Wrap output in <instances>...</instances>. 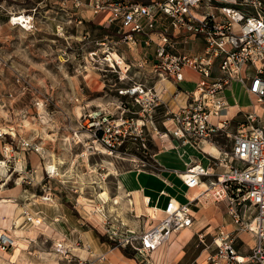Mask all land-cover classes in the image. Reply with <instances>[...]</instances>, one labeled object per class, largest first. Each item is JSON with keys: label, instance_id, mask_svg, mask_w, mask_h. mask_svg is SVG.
I'll list each match as a JSON object with an SVG mask.
<instances>
[{"label": "rangeland", "instance_id": "obj_1", "mask_svg": "<svg viewBox=\"0 0 264 264\" xmlns=\"http://www.w3.org/2000/svg\"><path fill=\"white\" fill-rule=\"evenodd\" d=\"M69 1L0 0V201L5 204H0V233L14 239L11 247H0V264H78L79 257L88 259L75 251L87 250L84 241L66 247V229L72 224L74 230L96 233L103 240L113 238V243L125 246L128 255L134 256L137 237L156 221L132 211L122 178L128 171L160 175L165 167L156 155L158 149L179 151L167 143L172 137H161L173 127L169 112L179 108L167 96L149 112L153 123L148 124L146 152L132 144L127 155L110 153L87 134L85 115L119 104L116 89L131 82L127 77L119 80V66L109 67L105 57L113 52L127 62L136 50L124 43L115 46L107 38L116 34L113 28L99 25L100 16ZM21 14L32 17L27 27L11 23L14 15ZM243 94L237 97L246 106L233 115L235 120L256 103L245 90ZM180 99L185 104L186 98ZM235 120L199 144L215 174L224 169L221 153H231ZM179 161L182 168L195 162ZM49 165L56 167L55 172ZM179 173L173 170V185L181 180ZM207 188L205 182L194 192L204 195L205 204L214 201ZM118 195L120 205L109 210L105 202ZM35 202L50 203L55 210L61 207L65 211L62 223L37 225L35 219L41 217L34 215V223L27 221L23 212L31 211ZM212 241L209 233L206 242L211 245Z\"/></svg>", "mask_w": 264, "mask_h": 264}, {"label": "built area", "instance_id": "obj_2", "mask_svg": "<svg viewBox=\"0 0 264 264\" xmlns=\"http://www.w3.org/2000/svg\"><path fill=\"white\" fill-rule=\"evenodd\" d=\"M69 2L78 9L92 10L94 16H100L99 25L113 28L116 34L107 38L115 46L124 43L136 50L124 70L118 64L122 73L119 80L127 77L131 81L116 89L119 104L85 115L87 134L108 152L127 155L132 144L141 145L146 152L148 124L153 123L149 112L162 105L165 96L179 108L169 112L173 127L161 137L195 147L229 128L241 113L228 116L231 107L226 93L232 83L240 84L254 97L251 110L235 120L230 158H221L224 170L215 174L212 166L195 160L182 180L195 190L208 182L214 201L228 203L237 226L233 231L222 227L212 233L211 245L206 242L208 234H198V247L207 254L200 264H264V0ZM197 43L201 48L192 53ZM187 70L200 76L192 90L182 86ZM182 96L186 98L183 105ZM192 204L176 203L171 198L165 208L149 214L156 223L137 237L138 245L134 246L142 264H154L152 252L167 244L173 234L194 226ZM23 215L34 223L29 210ZM245 235L253 241L252 246L243 239ZM11 239L3 234L0 247H11ZM78 264L93 263L79 257Z\"/></svg>", "mask_w": 264, "mask_h": 264}, {"label": "crops", "instance_id": "obj_3", "mask_svg": "<svg viewBox=\"0 0 264 264\" xmlns=\"http://www.w3.org/2000/svg\"><path fill=\"white\" fill-rule=\"evenodd\" d=\"M200 48L201 44L197 43L193 49H191V52L196 53V50H199ZM199 79L200 76L198 73L192 70H187L185 72V80L182 83V86L186 90H192L195 88L196 82ZM230 89L231 91H228L226 95L231 107L228 116L232 117L246 105L239 101V98L237 97V94L244 93V88L238 83H232ZM250 106L251 105L248 107ZM161 141L163 142L165 140L163 139ZM167 143L176 145L175 148L179 150V153L175 151V149H158L156 155L160 157L159 159L165 167L162 169L160 175L128 171L122 178L121 186L124 191L128 192L131 196L128 202L132 204L131 209L137 214V217L144 216L145 214L146 216L149 214L152 215L155 209L165 208L171 198L183 204L193 201L191 208L196 220L194 226L191 229H185L179 233L173 234L171 240L167 244L152 252L151 260L154 264H200L207 254L198 247V234L202 232H205L206 234H212L211 232H213L215 234V232L222 227L226 228L228 231H233L237 226L233 222V217L226 201H211L205 204L202 200L204 196L198 197V195H194L195 189L187 188L180 177V174L185 171L187 167H185V165H183V168L179 167V164L182 163L179 160L190 162L193 160H199L203 166L209 165V162H207V159H204L200 151L201 145L199 147L193 145L182 146L179 145L177 140L172 141L171 139L168 140ZM207 149L209 150L210 146H208ZM174 159L181 163L174 161ZM172 169L181 172L179 173V178L181 180L178 179L175 183L176 185H173L171 181L173 173ZM223 170L224 169L220 172ZM195 196H197V199H195ZM43 199L48 200L47 197H44ZM147 200H149V202H146ZM1 203L3 202L0 201V204ZM35 203L36 204H33L32 212H30L36 217H41L40 223L49 222L51 225H60L64 220V216L61 214H64L65 211L61 209V207L57 208L58 210H55L50 203ZM1 205L4 206L5 204ZM71 228L68 227V229H66V247L73 245L77 240L84 241L85 245L88 246L86 248L87 250L82 248L76 249V255L88 258L93 264H142V261L135 256V254L134 256L128 255L125 251V246L113 243V238H110L112 241L107 239L103 240L96 233L90 234L88 231L81 232L78 229L74 230L73 224ZM243 239L248 242L249 246H252L253 241L249 236L245 235ZM247 249L248 248L246 247L244 248V250Z\"/></svg>", "mask_w": 264, "mask_h": 264}, {"label": "bare ground", "instance_id": "obj_4", "mask_svg": "<svg viewBox=\"0 0 264 264\" xmlns=\"http://www.w3.org/2000/svg\"><path fill=\"white\" fill-rule=\"evenodd\" d=\"M32 17L31 16H26V15H23V14H21V15H14L13 16V18L11 19V23L12 24H19L20 25V23L22 22V23H25L24 24V26L23 27H27L28 25L27 24H29L30 23V19H31ZM23 25V24H22ZM106 61H108L109 62V67H114V66H116V67H118V64L119 65H121V66H123V65H125V61L123 60V58L119 55V54H117V53H110L109 54V56L107 57V59H105ZM117 61V62H116ZM104 70V69H103ZM102 70V71H103ZM4 130V129H3ZM2 134V129H0V135ZM189 149V148H188ZM193 150V149H192ZM194 151V150H193ZM196 151V150H195ZM101 152L102 153H108L106 150H104V149H102L101 150ZM218 152V151H217ZM171 153V152H170ZM174 153H176V152H174ZM187 153V152H186ZM109 154V153H108ZM178 154V153H177ZM189 158V157H188ZM206 158V157H205ZM219 158H223V159H226V158H230V154H228L227 152H222L221 153V156L219 157ZM207 159V158H206ZM215 160H218V159H216V158H214ZM209 160V159H208ZM208 160H207V162H208ZM186 165V164H185ZM48 169L50 170V171H53V172H55V170H56V167L54 166V165H49L48 166ZM180 177L181 178H183V179H186L187 178V173L184 171V172H182L181 174H180ZM203 185H205V184H202V186ZM103 195H105V194H107V192L106 191H104L103 193H102ZM195 199H197V196H195ZM120 200H121V196L120 195H118L117 197H115V198H109L105 203L106 204H108V206H109V210H115V206H117V205H120ZM175 200V199H174ZM175 202L176 203H179V202H177L176 200H175ZM105 209H106V207L105 206H101L100 207V210H102V211H105ZM154 214V213H153ZM40 220L38 219V218H36L35 219V223H37V222H39ZM3 234H5L7 237H9V238H12V236L11 235H9L8 233H0V237L3 235ZM12 240V239H11ZM12 241H14V239L12 240Z\"/></svg>", "mask_w": 264, "mask_h": 264}]
</instances>
